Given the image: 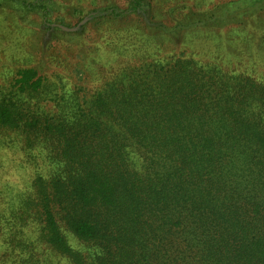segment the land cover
<instances>
[{
    "label": "trees",
    "instance_id": "trees-1",
    "mask_svg": "<svg viewBox=\"0 0 264 264\" xmlns=\"http://www.w3.org/2000/svg\"><path fill=\"white\" fill-rule=\"evenodd\" d=\"M125 4L80 20L150 6ZM263 8L231 0L159 28L177 44L181 32ZM252 41L253 70L122 51L104 58L102 76L88 67L67 86L18 68L0 87V149L17 152L30 180L9 207L0 197V264H50L48 255L68 264H264V35Z\"/></svg>",
    "mask_w": 264,
    "mask_h": 264
},
{
    "label": "rangeland",
    "instance_id": "rangeland-1",
    "mask_svg": "<svg viewBox=\"0 0 264 264\" xmlns=\"http://www.w3.org/2000/svg\"><path fill=\"white\" fill-rule=\"evenodd\" d=\"M148 1L146 11L118 16L91 14L94 16L84 23L80 18L85 11L91 13L98 5L124 6L126 0H0V87L12 81L18 68L26 67H36L49 79L67 86L71 80L89 77L88 67L98 73L104 58L110 60L112 53L119 55L120 51L131 52L135 60L139 57L136 52L148 58L192 56L197 61L225 66L226 70L249 63L253 70L254 63L257 65L252 40L256 32L264 35V8L251 19L243 17L241 22L181 32L180 42L175 44L176 34L162 35L159 27L170 29L186 19L187 12L190 18L208 15L215 5L231 0ZM98 74L102 76L103 71ZM108 78L109 73L100 79ZM19 161L13 149H0V197L7 200L8 207L30 180L29 170ZM34 227L30 224L22 234L30 238ZM4 232L5 227L0 225V257L7 247ZM46 259L50 264H68L51 255Z\"/></svg>",
    "mask_w": 264,
    "mask_h": 264
}]
</instances>
